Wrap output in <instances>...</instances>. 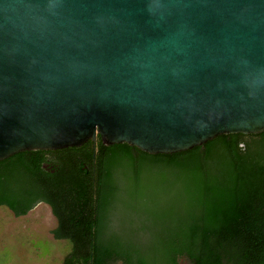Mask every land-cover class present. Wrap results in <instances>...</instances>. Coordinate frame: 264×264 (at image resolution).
<instances>
[{
  "label": "water",
  "instance_id": "water-1",
  "mask_svg": "<svg viewBox=\"0 0 264 264\" xmlns=\"http://www.w3.org/2000/svg\"><path fill=\"white\" fill-rule=\"evenodd\" d=\"M261 133L264 0H0V161Z\"/></svg>",
  "mask_w": 264,
  "mask_h": 264
},
{
  "label": "trees",
  "instance_id": "trees-1",
  "mask_svg": "<svg viewBox=\"0 0 264 264\" xmlns=\"http://www.w3.org/2000/svg\"><path fill=\"white\" fill-rule=\"evenodd\" d=\"M48 153L55 173L40 169L46 151L0 161V206L22 216L48 204L58 220L54 237L72 246L63 264H264V133L221 135L173 154L105 145L99 136ZM122 164L134 169L138 242L113 224ZM144 173L166 176L165 206L145 196Z\"/></svg>",
  "mask_w": 264,
  "mask_h": 264
},
{
  "label": "rangeland",
  "instance_id": "rangeland-1",
  "mask_svg": "<svg viewBox=\"0 0 264 264\" xmlns=\"http://www.w3.org/2000/svg\"><path fill=\"white\" fill-rule=\"evenodd\" d=\"M133 171L134 169H129L127 164H122L117 172L116 179L120 191L116 196L118 201L113 207V224L124 240L138 242L137 228L140 224L135 209L137 199L131 195L132 181L130 179L134 176ZM164 177L166 176L149 173H144L141 177L142 188L147 192L145 196H150L151 201L159 203L158 208L165 206L168 200L165 195L169 192V185L168 181L163 179ZM159 180H164L168 188H164L160 183L159 186L157 184ZM157 189L158 193H150ZM158 210V215L164 217L165 209ZM57 226V218L51 207L45 203H40L34 210L22 217H15L8 209L1 208L0 264H63L72 246L68 240L54 237L53 231ZM180 264L190 263L184 259Z\"/></svg>",
  "mask_w": 264,
  "mask_h": 264
},
{
  "label": "flooded vegetation",
  "instance_id": "flooded-vegetation-1",
  "mask_svg": "<svg viewBox=\"0 0 264 264\" xmlns=\"http://www.w3.org/2000/svg\"><path fill=\"white\" fill-rule=\"evenodd\" d=\"M58 162L53 159L50 155V153H48V151H46V154H45V160L44 161H41L40 162V169L44 170L45 172H52V173H55L57 167H58ZM43 203V202H41ZM40 203H38L32 210H34ZM1 208H6L8 209L7 207L5 206H0V209ZM15 217H22V216H25V215H22V216H17L14 212H12L10 209H8ZM30 210V211H32ZM29 211V212H30ZM28 212V213H29ZM27 215V214H26Z\"/></svg>",
  "mask_w": 264,
  "mask_h": 264
}]
</instances>
